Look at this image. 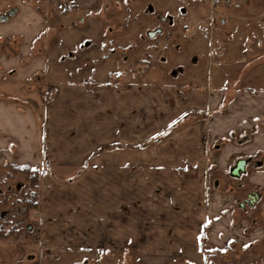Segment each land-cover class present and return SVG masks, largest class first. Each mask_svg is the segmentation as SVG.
Segmentation results:
<instances>
[{
    "label": "crops",
    "instance_id": "1",
    "mask_svg": "<svg viewBox=\"0 0 264 264\" xmlns=\"http://www.w3.org/2000/svg\"><path fill=\"white\" fill-rule=\"evenodd\" d=\"M74 1L76 12L94 4ZM46 5L19 0L16 13L0 20L13 38L28 42L24 56L46 29ZM241 6L216 10L222 27L232 23V40L242 36L239 25L250 27L241 38L245 44L233 50L221 45L215 69L200 58L187 63L189 69L202 64L199 83L192 80L197 78L88 83L84 76L73 79L79 66L68 50L71 68L60 54L54 72H70L71 78L51 81L55 91L47 97L29 81L48 68L49 54L45 65L0 66V163L36 166L43 183L47 178L52 183L42 192L39 218L49 249H101L104 264H128L129 255L131 264H207L213 250L223 255L230 247L264 246V0H243ZM63 27L57 38L64 49L77 41L71 38L75 24L66 25L69 38ZM241 160L244 170L232 175ZM81 168L87 171L75 174L68 187L55 182L57 173H46ZM127 168L139 173L128 180ZM96 170L102 176L94 180ZM228 173L233 188L219 189L218 176ZM159 177L162 189H147ZM236 191L245 195L239 209ZM7 244L0 240V246ZM248 254L253 264L255 256Z\"/></svg>",
    "mask_w": 264,
    "mask_h": 264
},
{
    "label": "rangeland",
    "instance_id": "2",
    "mask_svg": "<svg viewBox=\"0 0 264 264\" xmlns=\"http://www.w3.org/2000/svg\"><path fill=\"white\" fill-rule=\"evenodd\" d=\"M17 1L19 0H0V13L5 15L8 8L12 4H16ZM26 1H30L31 4L37 2V0L35 2ZM44 1L47 2V8H42V12L47 15L46 29L44 28L34 41V47L29 55H23V52L27 51V47H29L28 42H23L22 37L18 35L14 39L9 34L7 24H0V66L29 63L45 65L43 59L46 53L49 54L45 58L48 71L43 67L42 71L40 70L42 76L37 73L36 80L33 77L29 81L32 88L35 86L39 90V87H43L47 92V97L55 91V85L51 81L58 82L65 78H71L70 72H54L55 65L60 63L59 61L55 63L54 60H59L60 54H64L65 59L63 60L66 65H69L68 67L71 68L72 63L74 66L78 64V74L73 73V79L84 76L88 83L92 80L101 81L103 79L116 84L130 83L134 80L181 82L187 78H197L192 80L199 83L197 81L200 77L199 66L202 64H196L189 69L187 63L191 64L192 60L200 58L203 65L208 64V68H217L215 50H219L221 45H225L227 50L242 46V43H245L241 41V38L251 30L245 24L239 25L238 30L242 36L239 41L232 40V23H225V27H222L221 15L211 13L213 9L206 0H93L94 4L91 7H81L77 12L75 6L70 4L71 0H60L59 8L61 9L57 8L54 2L52 4L50 0ZM233 7L221 6L216 9L219 12V10L225 11L227 8L232 9ZM182 8H184V12L181 11ZM60 10H63L62 14ZM71 23L75 24L71 38H75L77 42H72L71 46L63 49L61 45H58L57 30L65 26L63 27L64 32L67 33L66 25ZM158 28H160V32H156L153 36L148 35L149 31H156ZM219 31L223 32L225 37L222 34L218 35ZM62 35L70 37L68 33ZM234 38L237 39V37ZM238 42H241L240 46ZM86 43L90 45L87 46ZM68 50L75 55L76 59L79 58L78 63L76 59L72 63L70 62V56H67ZM104 55H108V58H104ZM254 59L257 58L250 57L249 61ZM58 66L59 71L61 68L63 70L62 65ZM182 70H185V75L181 74ZM91 71L94 74H89ZM174 76L175 78H173ZM224 107H222L224 113L229 115V110ZM7 164L9 163H0V203L2 198H8L7 206L0 204V224L5 222L10 215L15 216V223L20 222L21 225L15 236L0 239L10 243L0 246V264H104L101 249L81 250L75 247L49 249L46 246V240L41 237L40 233V199L42 192L47 193L48 185H52V183L48 178L46 179L47 183H43V170L41 169L36 189L39 205L35 210H31L27 217H22L17 214L21 208L20 205L15 206V210H12L9 205L14 198L20 197L27 182L19 174L8 177ZM86 171L85 168L80 170L46 169V173L52 175L57 173L58 178L53 176L55 177L53 179L56 183L66 187L76 180L75 174L78 175V173ZM124 171L128 180L134 177L136 171L139 173V170L134 168H127ZM186 171L187 173H185L190 176L194 174V170ZM95 173L97 177L94 180L98 176L99 178L102 176L101 170H96ZM218 177H220L221 183L219 189L230 190L231 186L233 188L229 173L226 176ZM161 178H157L153 185L149 184L147 189H151L150 191L162 189ZM94 187L101 191L102 186L95 185ZM130 191L129 188L126 189L127 193ZM244 196L242 192L234 194L238 202L235 205L236 209H239V202H243ZM237 250L240 251V249L230 247L225 250L223 255L213 250L207 256V264H250V261H247V254L250 251L256 259L253 264H264V246L256 245L251 250L243 249L240 252ZM251 256L248 254V258H252ZM128 257L127 263L131 264L134 258L131 255Z\"/></svg>",
    "mask_w": 264,
    "mask_h": 264
},
{
    "label": "trees",
    "instance_id": "3",
    "mask_svg": "<svg viewBox=\"0 0 264 264\" xmlns=\"http://www.w3.org/2000/svg\"><path fill=\"white\" fill-rule=\"evenodd\" d=\"M9 169L8 177L14 175H22L27 182L26 187L22 190L20 197L14 198L9 205L12 210H15V206L20 205L21 208L18 210V215L22 217H27L31 210H35L38 207V198L36 189L39 184L40 169L36 166L29 164H7ZM8 198L4 197L1 200V205L7 206ZM5 222L0 224V239H6L15 236L18 232V227L21 225L20 222L15 223L13 216L8 215ZM203 235V234H202Z\"/></svg>",
    "mask_w": 264,
    "mask_h": 264
},
{
    "label": "built area",
    "instance_id": "4",
    "mask_svg": "<svg viewBox=\"0 0 264 264\" xmlns=\"http://www.w3.org/2000/svg\"><path fill=\"white\" fill-rule=\"evenodd\" d=\"M209 6L213 9L211 13L219 15L216 7L238 6L241 0H206Z\"/></svg>",
    "mask_w": 264,
    "mask_h": 264
},
{
    "label": "water",
    "instance_id": "5",
    "mask_svg": "<svg viewBox=\"0 0 264 264\" xmlns=\"http://www.w3.org/2000/svg\"><path fill=\"white\" fill-rule=\"evenodd\" d=\"M156 32H160V28H158L156 31H149L148 35L153 36ZM244 161L241 160L236 164V166L231 170L232 175H237L239 172H242L244 170Z\"/></svg>",
    "mask_w": 264,
    "mask_h": 264
},
{
    "label": "flooded vegetation",
    "instance_id": "6",
    "mask_svg": "<svg viewBox=\"0 0 264 264\" xmlns=\"http://www.w3.org/2000/svg\"><path fill=\"white\" fill-rule=\"evenodd\" d=\"M17 11L16 4H12L9 8L8 11L6 12L5 15H2L0 13V20L4 21L5 19H9L11 16H13Z\"/></svg>",
    "mask_w": 264,
    "mask_h": 264
}]
</instances>
